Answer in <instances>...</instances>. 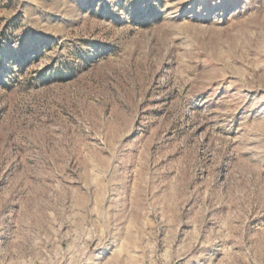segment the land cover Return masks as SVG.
Masks as SVG:
<instances>
[{"label": "rangeland", "instance_id": "rangeland-1", "mask_svg": "<svg viewBox=\"0 0 264 264\" xmlns=\"http://www.w3.org/2000/svg\"><path fill=\"white\" fill-rule=\"evenodd\" d=\"M0 264H264V0H0Z\"/></svg>", "mask_w": 264, "mask_h": 264}]
</instances>
